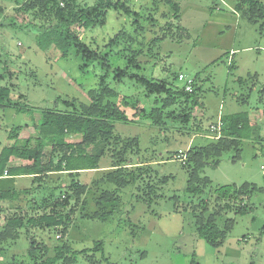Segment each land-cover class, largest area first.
Listing matches in <instances>:
<instances>
[{"label": "rangeland", "instance_id": "374dc122", "mask_svg": "<svg viewBox=\"0 0 264 264\" xmlns=\"http://www.w3.org/2000/svg\"><path fill=\"white\" fill-rule=\"evenodd\" d=\"M128 1L141 13L139 17L109 9L103 24L71 26L90 48L107 54L109 66L103 67L98 60L86 62L73 47L66 50V57L54 43L42 50L36 33L24 26L41 21L31 11L21 10L15 0H0V85L11 92L9 102L0 105V151L35 135L33 125L40 121L41 112L67 110L63 100L88 104V93L95 90L97 98L92 100H101L105 113L114 117V133L137 138V144L128 148L126 159L155 160L151 169L157 178H169L158 188L127 186L118 199L99 202L100 191L93 185L101 175L97 170L73 176L51 174L43 177L38 187L28 175L0 176V190L31 187L10 207H6L9 200H0V224L13 214L25 218L39 215L43 209L36 205L48 195L53 201L64 194L73 178L90 187L83 201L75 204L72 198L66 210L72 212L62 238L75 254L72 264H191L192 260L198 264H264V18L249 14L246 5L237 7L240 0H179L178 18L161 0ZM114 68H127L149 80H166L173 89L182 86V81L174 77L182 71L194 78L198 103L181 97L162 108L164 94L150 95L126 77L114 79ZM101 78L103 92H99ZM19 94L24 97L18 98ZM155 107L161 110L160 122L148 117ZM242 111L247 112L252 131L249 139L241 141L240 158L233 161L234 153L224 151L217 165L207 159L199 176L207 178L209 184L201 194L186 193L187 170L174 158L176 151L209 143L210 124L220 117L228 125L231 115ZM186 115L188 119L183 120ZM121 117L123 120L116 119ZM15 126L23 127L15 128V135L9 138ZM80 139L78 135H66L64 141ZM46 151L45 161L50 145ZM58 151L55 159L63 153ZM110 160L108 154L104 155L99 166L107 167ZM243 183L257 187L242 195L251 210L243 215L234 210L223 213L217 220L218 227L223 228L230 220L232 226L220 245L208 244L197 234L195 216L204 203L205 215L215 207L212 188ZM99 188L115 190L108 182ZM94 212L98 214L86 216ZM60 232L53 228L21 229L14 241L3 244L0 264H29V237L51 244ZM96 241L102 243L98 250L93 249Z\"/></svg>", "mask_w": 264, "mask_h": 264}, {"label": "trees", "instance_id": "16d2710c", "mask_svg": "<svg viewBox=\"0 0 264 264\" xmlns=\"http://www.w3.org/2000/svg\"><path fill=\"white\" fill-rule=\"evenodd\" d=\"M19 8L24 11H31L34 18L41 22L24 24L25 28L31 29L36 33V42L42 50H46L53 43L61 51V55H65L66 50L73 47L86 62L98 60L103 67H108L107 54H100L96 49L90 48L81 38L76 36L71 31L73 24H80L84 28H88L97 23L105 22V14L107 10L114 9L121 11L127 16L139 17L141 13L133 8L128 0H94L93 4H80L77 0H15ZM172 9L174 16L178 18L181 9L179 0H161ZM248 7L249 14H257L264 18V3L261 0H240L236 5ZM150 18V17H149ZM251 18H253L251 16ZM135 20V19H134ZM132 56L129 58L131 61ZM102 77H104L102 75ZM126 77L134 80L143 86V88L152 95H162L163 98L161 107H167L176 102V98H185L192 100V104H197L196 86L192 83V91H185L183 86L180 89H173L171 83L166 80H149L136 73L128 72L127 68H114L113 78L120 79ZM178 79V73L174 75ZM1 78V76H0ZM239 80H241L238 77ZM194 80V78H193ZM102 86L99 87V92H103L104 78H101ZM91 96L90 103L76 104L75 100H63L67 110H47L41 112L40 121L33 125L36 134L28 136L24 139L23 144H12L4 147L0 151V176L3 175H31L33 182L38 183L47 175L48 172H64L69 175L78 174L81 171L97 170L101 172L98 181H93L95 189L100 191L99 202L107 200H116L120 196V192L127 186L137 184L138 189L147 190L150 187L158 188L159 183L165 182L169 177L163 176L157 178L151 167L155 160L147 159L138 161H128L126 159L127 150L137 144L136 137H121L114 133V125L112 120L114 117L108 116L103 107L101 100L93 102V98H97L95 90L89 91ZM11 96L10 88L0 85V105L4 102H9ZM24 97L22 94L18 98ZM109 103H106L107 106ZM20 110L19 108L17 111ZM161 110L159 107L153 108L148 117L155 122L161 121ZM114 111L111 112L113 114ZM136 115H139L137 112ZM183 120L188 119V115L182 117ZM123 120V117L116 118ZM115 119V120H116ZM222 119V118H221ZM223 125L217 136L216 132H212V141L201 146L187 145L186 160L181 162L186 167V182L184 191L186 193L201 194L203 188L209 184L207 178H201L199 171L205 164L206 160L211 158L212 164L217 165L219 157L224 151L234 153L232 160L240 158L241 141L251 137L252 127L247 112H237L231 115L230 122L227 125L224 120ZM211 125V124H210ZM23 126H15L10 130L9 138L15 134V128L21 129ZM210 128V126H209ZM66 135H78L80 141L65 142ZM32 140L34 144L31 145ZM50 145L48 160H44V148ZM63 147H66L63 151ZM62 148V150H61ZM57 158H54L56 151ZM59 152V151H58ZM177 152V151H176ZM108 154L111 157V163L106 168L99 170V161L101 157ZM16 157L27 161L26 164L18 166H8L9 159ZM160 161V160H159ZM158 162V161H157ZM153 174L155 179H152ZM159 179V180H157ZM106 182L113 184L115 190L103 191L99 186ZM86 186L80 181L71 179V183L65 187L64 194L57 199L50 201V195L44 198L41 205L37 204V208L41 207L43 211L39 215L29 216L27 218L22 215L13 214L6 218L4 223L0 224V254L4 247L3 244L8 241H14L21 229L29 227L33 228H53L60 230V236L55 237L56 242L44 243L38 242L34 237H29L28 256L30 257L29 264H56L62 260L64 264H72L75 262V254L70 253V248L64 241L62 236H66L67 222L69 215L72 212L68 206L73 198L75 204L78 201H83V196ZM255 185L243 183L240 186L222 185L211 189L215 195V207L209 215H205L207 211L206 203L199 205L201 211L195 216V223L198 236L212 246H218L225 238L226 231L232 226V221H227L223 228L217 225L218 218L229 210H234L236 214L243 215L251 207L244 203L243 196L249 192L256 190ZM22 190H1L0 199L16 200L25 192ZM119 191V192H118ZM243 195V196H242ZM146 197L147 195L144 194ZM154 197H158L155 194ZM144 203V198H140ZM151 202V198H148ZM148 202V203H150ZM35 203V202H34ZM40 203V202H39ZM48 209V211H47ZM86 214V216H94ZM101 241H96L94 250L100 249ZM83 252H87L83 250ZM191 264H198L191 261Z\"/></svg>", "mask_w": 264, "mask_h": 264}, {"label": "built area", "instance_id": "2783aa9c", "mask_svg": "<svg viewBox=\"0 0 264 264\" xmlns=\"http://www.w3.org/2000/svg\"><path fill=\"white\" fill-rule=\"evenodd\" d=\"M221 1H226V0H221ZM178 80L182 81V86L185 91L191 92L192 91V83L194 82L193 78L187 77L183 72H178ZM223 125L222 119L219 117L216 122L212 123L210 125V130L213 132L217 133V136L219 135V131L221 129V126ZM185 149H178L177 152L175 153V159L184 162L186 160V150ZM60 236L59 233L55 235L56 238Z\"/></svg>", "mask_w": 264, "mask_h": 264}, {"label": "crops", "instance_id": "0c3cea01", "mask_svg": "<svg viewBox=\"0 0 264 264\" xmlns=\"http://www.w3.org/2000/svg\"><path fill=\"white\" fill-rule=\"evenodd\" d=\"M179 72H182V71H179ZM31 136H33V135H31ZM31 145H33L34 144V141L32 140V143H30ZM48 146H46L45 148H44V153L46 154L47 153V151H46V148H47ZM164 162V161H163ZM27 163V161H24V160H21V159H19V158H16V157H11L10 159H9V162H8V166L9 167H12V166H18V165H21V164H26ZM104 168H106V167H100L99 168V170H102V169H104ZM94 170V169H93ZM87 171H92V170H87ZM64 172H55V171H52V172H48L47 173V175H45V176H51V174H63ZM3 176H11V175H3ZM19 176H23V175H14V176H11L10 178H14V177H19ZM28 176H30L31 178H33L31 175H28ZM44 176V177H45ZM40 182V181H39ZM32 183H36V182H33V180H32ZM40 185V184H39ZM38 185V183H37V185L35 186V187H38L39 186ZM34 187V188H35ZM30 186H24V187H21L19 190H22V189H26V191L25 192H23L21 195H20V197L18 198V199H21V198H23V196L24 195H26L27 193V191H29L30 190ZM1 191V190H0ZM44 198V197H43ZM18 199H16V200H9L10 202L8 203V205L6 206V207H10V206H12L13 205V202L15 203L16 201H18ZM0 200H4V199H0ZM25 201H27V200H25ZM31 202L32 203H34L35 201L34 200H31ZM1 255V254H0Z\"/></svg>", "mask_w": 264, "mask_h": 264}]
</instances>
